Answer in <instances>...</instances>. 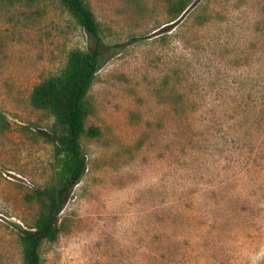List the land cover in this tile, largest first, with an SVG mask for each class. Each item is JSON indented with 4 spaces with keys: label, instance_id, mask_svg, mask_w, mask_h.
Here are the masks:
<instances>
[{
    "label": "rangeland",
    "instance_id": "obj_1",
    "mask_svg": "<svg viewBox=\"0 0 264 264\" xmlns=\"http://www.w3.org/2000/svg\"><path fill=\"white\" fill-rule=\"evenodd\" d=\"M83 0L111 48L85 101L86 168L40 264H264V0ZM93 44L61 0H0V264L63 179L30 93ZM28 182V183H27Z\"/></svg>",
    "mask_w": 264,
    "mask_h": 264
},
{
    "label": "trees",
    "instance_id": "obj_2",
    "mask_svg": "<svg viewBox=\"0 0 264 264\" xmlns=\"http://www.w3.org/2000/svg\"><path fill=\"white\" fill-rule=\"evenodd\" d=\"M77 24L85 31L93 46L90 50H73L68 54L65 66L56 75L50 76L33 86L30 104L34 109L47 110L54 117L58 134L49 140L54 144L55 154L62 156L63 179L55 188L41 193L45 209L30 229L20 230L24 264H40L39 248L43 241H53L58 234L57 217L68 199L72 188L80 181L86 168L85 157L80 146L84 134L94 137L96 127L84 128V120L89 110L85 97L96 72L109 57L102 49L98 25L83 0H61ZM186 0H176L170 4L169 14L178 19L188 9ZM7 123L0 112V129Z\"/></svg>",
    "mask_w": 264,
    "mask_h": 264
},
{
    "label": "built area",
    "instance_id": "obj_3",
    "mask_svg": "<svg viewBox=\"0 0 264 264\" xmlns=\"http://www.w3.org/2000/svg\"><path fill=\"white\" fill-rule=\"evenodd\" d=\"M28 183V182H27Z\"/></svg>",
    "mask_w": 264,
    "mask_h": 264
}]
</instances>
